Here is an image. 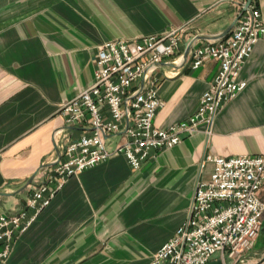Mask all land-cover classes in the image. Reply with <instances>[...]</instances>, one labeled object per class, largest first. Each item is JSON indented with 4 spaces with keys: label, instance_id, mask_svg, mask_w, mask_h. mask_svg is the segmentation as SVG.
I'll return each mask as SVG.
<instances>
[{
    "label": "crops",
    "instance_id": "crops-1",
    "mask_svg": "<svg viewBox=\"0 0 264 264\" xmlns=\"http://www.w3.org/2000/svg\"><path fill=\"white\" fill-rule=\"evenodd\" d=\"M241 1L0 0V192H17L37 173L21 193L0 195V212L32 214L26 200L49 173L41 168L59 157L56 132H88L66 125L59 109L94 83L98 46L183 29L184 56L194 38L193 47L221 39L239 17ZM252 3L264 20V0ZM182 58L154 73L164 102L158 127L194 114L220 71L217 60L194 69L190 57L184 65ZM237 79L246 87L221 107L211 133L203 127L185 135L138 170L117 155L72 177L0 264H152L188 221L197 182L213 170L209 162L202 168L208 155L264 156V39ZM124 141L117 134L109 147ZM263 231L264 220L242 264H254L264 252Z\"/></svg>",
    "mask_w": 264,
    "mask_h": 264
},
{
    "label": "built area",
    "instance_id": "built-area-1",
    "mask_svg": "<svg viewBox=\"0 0 264 264\" xmlns=\"http://www.w3.org/2000/svg\"><path fill=\"white\" fill-rule=\"evenodd\" d=\"M246 2H240L242 9ZM261 39L264 20L251 3L227 36L193 47L189 57L194 69L214 59L220 71L196 112L168 128L156 125L164 102L154 73L161 63H178L183 57V29L98 46L94 83L59 109L66 125L88 132L78 137L64 128L56 132L60 155L49 167L48 178L26 200L32 214L0 212V259L9 258L18 238L72 177L117 155L138 170L185 135L203 127L211 133L221 107L246 87L237 74ZM120 133L125 141L110 149L109 139ZM208 162L213 170L208 180L197 182L188 221L153 255L152 264H208L218 254L225 261L243 263L255 247L264 220V156L208 155L202 168Z\"/></svg>",
    "mask_w": 264,
    "mask_h": 264
},
{
    "label": "water",
    "instance_id": "water-1",
    "mask_svg": "<svg viewBox=\"0 0 264 264\" xmlns=\"http://www.w3.org/2000/svg\"><path fill=\"white\" fill-rule=\"evenodd\" d=\"M251 3H252V0H247V2L245 4V6L243 7V9H242L239 17L250 7ZM239 17L237 18V20L239 19ZM236 21H235V23H236ZM235 23L220 38H223V37L227 36L229 34V32L233 29ZM196 40L197 39L194 38V39L190 40L187 43L186 50H185V53H184V56H183V61H182V64L183 65L188 62L191 49L193 48V45H194V43H195ZM161 65L176 66V63H165V62H163L159 66H161ZM58 154L60 155V150H58ZM50 166L51 165H44L41 169H44V168H47V167H50ZM36 176H37V173L33 177H31L29 179V181L20 190H18L17 192H15V193H3V192H0V195H3V196H15V195L21 193L24 189H26L28 186H30L33 183V181L36 178ZM208 264H228V263H227V261L223 260L222 258H218V259H213ZM235 264H238V263H235Z\"/></svg>",
    "mask_w": 264,
    "mask_h": 264
},
{
    "label": "rangeland",
    "instance_id": "rangeland-1",
    "mask_svg": "<svg viewBox=\"0 0 264 264\" xmlns=\"http://www.w3.org/2000/svg\"><path fill=\"white\" fill-rule=\"evenodd\" d=\"M264 232V231H263ZM220 254H218L217 256H219ZM258 260L254 262V264H264V252L260 255L257 256ZM245 260V259H244ZM247 262V261H246ZM238 264H242V263H238Z\"/></svg>",
    "mask_w": 264,
    "mask_h": 264
}]
</instances>
